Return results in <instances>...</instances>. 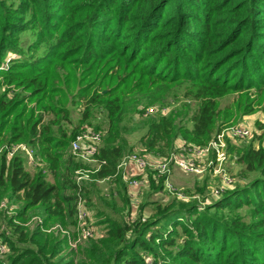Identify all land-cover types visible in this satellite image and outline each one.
Masks as SVG:
<instances>
[{"label":"trees","instance_id":"obj_1","mask_svg":"<svg viewBox=\"0 0 264 264\" xmlns=\"http://www.w3.org/2000/svg\"><path fill=\"white\" fill-rule=\"evenodd\" d=\"M182 86L181 99L197 104L192 116L188 105L173 111L174 89ZM1 90L0 148L24 144L43 165L32 167L22 152H0V202L22 204L8 221L0 211V264H264V133L239 146L229 142L249 181L205 211L176 199L166 206L143 201L141 214L150 206L153 212L131 223L125 187L121 203L100 204L92 188L81 187L88 205H98L105 234L65 255L68 238L44 231L76 224L73 173L82 165L68 150L96 109L109 127L98 156L105 165L94 175L104 179L128 152L122 134L134 112L142 122L136 129L146 130L141 154L165 157L179 142L206 145L238 124L241 112L264 108V0H0ZM231 94L238 104L223 109ZM155 104L172 111L143 116ZM70 105L81 118L68 135ZM47 115L53 117L45 121ZM152 189L164 192L162 183ZM33 216L43 225H23Z\"/></svg>","mask_w":264,"mask_h":264},{"label":"built area","instance_id":"obj_2","mask_svg":"<svg viewBox=\"0 0 264 264\" xmlns=\"http://www.w3.org/2000/svg\"><path fill=\"white\" fill-rule=\"evenodd\" d=\"M140 110H142L141 107ZM171 111L172 107L170 106L159 107L155 105L154 107H149L143 116L147 117L158 113L167 116ZM253 134L254 132L251 126L245 124L243 121L224 128L203 146L179 142L175 150L165 157L151 154L142 155L134 152L127 156L124 155L115 174L104 179H95L94 175L105 165V162H101L98 158L103 133L93 128L83 129L77 133L75 139L72 141L70 146L71 151L77 159L87 164H95L98 168L94 171H75L74 180L80 189L76 198V224L72 226L74 231L71 232L69 228L64 227L62 224L55 225L46 231L49 233H61L63 237H67L72 249H77L80 245H84L90 240H98L101 238L102 235L100 236L99 226L97 225L96 212L88 205V201L81 192V187L84 183L96 182L98 184H109L111 190L106 195L109 197L112 193L113 195H119L117 191L119 185L117 186L116 184L120 180L123 189L124 187L126 188V193L130 201L127 216L128 221L131 223L139 219L144 223L147 221L148 216L145 214L142 215L140 210L144 201L142 190L150 189L153 182L157 185L162 183L164 192L181 201L191 202L192 200H199V202H202L199 195H188L182 189L175 186L173 174L176 170H180L184 174L196 175L199 178L205 176L218 178L220 184L210 187L207 198L210 200L220 199L225 193L235 188L236 182L228 174L225 167L230 159L228 142L250 139ZM19 152L26 155L29 164L34 168L41 166V160L26 145L18 144L8 148L9 158H13ZM6 208V203H0V211H7ZM200 210H204V204L200 205ZM32 223L42 226L43 220L40 217H36ZM0 252L1 254L6 252V248L3 245H0Z\"/></svg>","mask_w":264,"mask_h":264},{"label":"rangeland","instance_id":"obj_3","mask_svg":"<svg viewBox=\"0 0 264 264\" xmlns=\"http://www.w3.org/2000/svg\"><path fill=\"white\" fill-rule=\"evenodd\" d=\"M174 91H175V94H176L175 98H178V100H175L177 102L175 103V107L173 108L174 109L173 111H177V109L181 110L184 105H188L187 109L189 110V112H186V113H189L188 115L192 116L193 112L197 108V104L196 103H191L189 105V102L187 100L181 99V98L184 97V86H182L181 88L177 87V88L174 89ZM2 92H3V90L0 91V93H2ZM172 98H174V97H170L169 96V97L166 98V100H168V102H169L170 100H172ZM239 98L240 97L237 94L228 95L227 97H225L224 99L221 100V107L223 109H227V108L231 109L232 106L234 107V104H238ZM163 102H165V101H163ZM145 104H147L146 101H144L143 103H140L139 106H137V109L139 107H141V106H146ZM155 105L157 106V104H155ZM155 105H152V107H154ZM30 107H32V106H30ZM69 107H70V110H71V121L72 122L71 123H67L68 125L67 124L64 125V128H65V131L68 133V135H71L72 134V130L76 129V127L78 126V121L81 118V114H80V111L76 107H74L72 105H70ZM173 113H175V112H173ZM36 115H37V113H36ZM52 117H53L52 115L51 116L47 115V116L44 117V119H45V121H49ZM131 117H132L131 118L132 120L130 119L131 121L129 120V121L125 122L124 125H126L125 126L126 127V131H124L123 134H122V138L125 139V141L127 142V147H128V152L125 154V156H127L129 154H132L134 152L135 153H140V154L142 153L141 146H139L138 144H139L140 139L142 138V136L146 132L145 129L144 130H138L135 127L139 123H142L141 119H140V116L138 114H136V112H134L133 114H131ZM245 119H248V120L245 121ZM235 121H239V123L244 121L245 124L251 126V128L253 129L254 134L256 133V135H262L264 133V108L263 109H259L255 114L250 115V116H243V114L241 112ZM220 123H221V121H220ZM91 124L92 125L90 127H89L88 124L83 125L80 128L79 131L85 129L86 127L93 128V129H95V128L99 127V126L102 127V128H100V130H98L99 132L103 133V140H102V143L100 144V149H101V147L104 144V140H105V138L107 136V132H108V128H109L108 127V119L106 118V116L103 113L99 112V110L96 109L95 111H93V119L91 121ZM258 124L263 125V128L259 127ZM79 131L77 133H79ZM254 134H253V136H254ZM255 136L252 137L250 139V141H246V142H251L252 140L255 139ZM229 142H228V148H229ZM254 142H255L254 143L255 147L257 148L258 147V140H255ZM240 143H242V142L231 141L232 145L236 144V145L239 146V145H241ZM11 146H14V145H9V143L3 144L1 146V148H0V152L3 149L8 151V148L11 147ZM68 155H73V153L71 151V147L68 150ZM229 155H230V159L228 160V162H227L225 167H226V170H227L228 174L231 175L236 181L235 182V188L232 191H229V192H233V191H235L237 189V187L244 186L245 184H247V182L249 180H244L239 175L240 172H241L242 166L237 163V157L235 155L231 156L230 153H229ZM74 158H75V160H74L75 163L78 162L79 164L82 165V167L77 168L75 171H77V170L94 171L96 168H98V166L95 165V164H87V163H84L81 160L77 159L76 157H74ZM40 164L43 165V163H41V161H40ZM27 167L31 171H35V172L38 171L37 169L36 170L32 169L29 166L28 163H27ZM43 167L46 168L47 166L44 165ZM40 168H42V167H40ZM46 169H48V168H46ZM75 171L73 173V178L75 176ZM47 177H48L49 180H51L53 182L54 178H53V176L50 173L47 174ZM253 177L254 176H252V178ZM173 182H174L176 187L182 189L188 195H191V196L192 195H199L201 197L202 202H199V200H192L191 202L181 201V200H179V199H177V198H175V197H173L171 195L169 196V194H167L166 192H162V193H158L157 194V193H154L152 191L153 190L152 186H151L150 189L142 190L143 200L144 201H148L149 203H151V202H159L162 206H166L173 199H176L177 201L183 202L185 204L196 205L198 209H199L201 204H204V210L203 211H205L208 207L212 206L215 203V201H216V200H210V199L207 198V195L209 194V191H210V187H212V186H214L216 184H220L218 178H213L212 176H205L203 178H199L196 175L184 174L180 170H176V172H174V174H173ZM94 183H96V182H94ZM116 185L117 186L119 185L118 188L116 186L118 194L121 193V192L123 193V185L121 184L120 180H118ZM82 188L85 191H86V188H92L94 190V192H93L94 195H92V198H91L94 203L99 202V204H100V201H98L99 198H104V199L108 198V200L115 199V200L118 201V203H121V199H119V198H121L120 195H113V193H112L111 196H109V197L106 196L111 190V188L109 187V184L105 185V184L96 183V185H95L93 183H84ZM225 194H227V193H225ZM113 196H116V197L114 198ZM0 203H6V205H7V208H6V210H7V216H6L7 217V221H8V219L10 217L15 216L16 215V211L22 206V204H18V203H15V202H13L10 205V204H8V200L7 201L6 200H2ZM94 208L95 209H99L98 205H96ZM96 211L97 210H95V212ZM152 212H153V210H152V207L150 206V207L146 208L145 215L148 216V218H149V215H151ZM214 212H215V210L212 211V213H214ZM126 213H127V211H126ZM229 213L230 212L228 210L224 211V215L225 216H227ZM36 217H38V216L31 217L26 223H23V225H25L27 227L35 228L36 225H34L32 223V221ZM96 220L99 221V218L97 216H96ZM104 221H105V219L102 218V222H104ZM3 223H5V219H4V217L0 216V231H2V232L6 231V227H5V225ZM59 224L60 223H57L55 225H59ZM55 225H53V226H55ZM98 225L100 226L99 227V230H100L102 227H101L100 224H98ZM53 226L45 229L44 231L46 233H49L46 230L52 228ZM66 228H69V230L71 232L74 231V228L72 226H70V225L67 226ZM56 234L57 235H61L63 237V235L61 233H56ZM104 234H105V230L103 231L101 229L100 230V236L101 235L103 236ZM72 244H74V243L72 242ZM77 249H72V248L68 249L65 252V255L68 254V252H70L72 250L78 251ZM147 261L151 262V258L147 257Z\"/></svg>","mask_w":264,"mask_h":264},{"label":"crops","instance_id":"obj_4","mask_svg":"<svg viewBox=\"0 0 264 264\" xmlns=\"http://www.w3.org/2000/svg\"><path fill=\"white\" fill-rule=\"evenodd\" d=\"M245 120H248V119H245ZM200 182V181H199Z\"/></svg>","mask_w":264,"mask_h":264}]
</instances>
